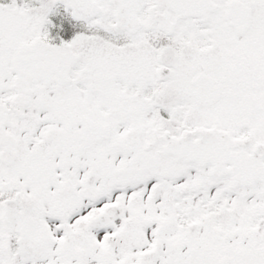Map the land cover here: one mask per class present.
Listing matches in <instances>:
<instances>
[{"label": "snow or ice", "instance_id": "1", "mask_svg": "<svg viewBox=\"0 0 264 264\" xmlns=\"http://www.w3.org/2000/svg\"><path fill=\"white\" fill-rule=\"evenodd\" d=\"M0 264H264V0H0Z\"/></svg>", "mask_w": 264, "mask_h": 264}]
</instances>
